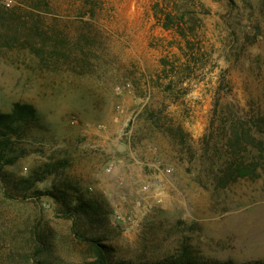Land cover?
<instances>
[{"label":"rangeland","instance_id":"obj_1","mask_svg":"<svg viewBox=\"0 0 264 264\" xmlns=\"http://www.w3.org/2000/svg\"><path fill=\"white\" fill-rule=\"evenodd\" d=\"M0 16V113L35 114L0 167V264H264V0Z\"/></svg>","mask_w":264,"mask_h":264},{"label":"trees","instance_id":"obj_2","mask_svg":"<svg viewBox=\"0 0 264 264\" xmlns=\"http://www.w3.org/2000/svg\"><path fill=\"white\" fill-rule=\"evenodd\" d=\"M213 1L221 2L225 0H213ZM82 7H84V5L80 2V8ZM83 17L84 16H81L82 20H83ZM2 20L3 18L2 16H0V27L2 25ZM17 21L18 20H14L15 22L14 33L15 34H19V32L24 30V27H21L20 24H16ZM38 28H39L38 25H36V26H33L31 30L36 31ZM34 116L35 114H34L33 108L29 105H22V104H15L10 113H7V114L0 113V167L12 164L11 160L5 157V151L7 152L8 147L11 146L12 138L16 137V133H17L16 127L18 126V124H21L26 120L33 119ZM244 133L246 134L244 135ZM248 134L250 137V133L248 131L246 132L245 130L243 131V129L241 128L239 137L243 135L247 136ZM236 138H238L237 135H236ZM237 172L239 173L241 177L245 175L243 168L241 167L237 169ZM92 247L96 253V260L92 264H109L107 263L105 254L102 251V249L97 244L92 245ZM162 264H186V263H184L182 259H179V260H174V261H168Z\"/></svg>","mask_w":264,"mask_h":264},{"label":"water","instance_id":"obj_3","mask_svg":"<svg viewBox=\"0 0 264 264\" xmlns=\"http://www.w3.org/2000/svg\"><path fill=\"white\" fill-rule=\"evenodd\" d=\"M118 150H119V152H122V151H123L122 148H121L120 146H119V149H118Z\"/></svg>","mask_w":264,"mask_h":264},{"label":"built area","instance_id":"obj_4","mask_svg":"<svg viewBox=\"0 0 264 264\" xmlns=\"http://www.w3.org/2000/svg\"><path fill=\"white\" fill-rule=\"evenodd\" d=\"M110 170H111V167H109V168L107 169V172H110Z\"/></svg>","mask_w":264,"mask_h":264}]
</instances>
